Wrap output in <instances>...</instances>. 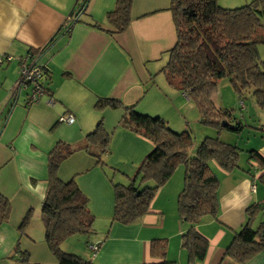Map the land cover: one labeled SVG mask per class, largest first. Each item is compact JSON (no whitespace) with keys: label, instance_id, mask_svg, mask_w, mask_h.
<instances>
[{"label":"crops","instance_id":"0c3cea01","mask_svg":"<svg viewBox=\"0 0 264 264\" xmlns=\"http://www.w3.org/2000/svg\"><path fill=\"white\" fill-rule=\"evenodd\" d=\"M116 1L0 0V59L11 57L10 61L0 63V176L7 175L0 184V193L10 200L11 213L14 211L12 201L19 194L27 196L28 200L39 198L43 203L49 152L59 141H80L95 129L101 114L107 130L114 125L107 124L108 118L116 125L113 153L105 161L119 169L122 176L135 177L154 148L149 140L117 127L123 109L99 111L95 105L100 98H115L125 106H136L143 114L154 115L151 110L158 107L154 105L155 99L142 107L148 85H156L151 65L144 64L151 61L163 45L165 36L161 35L160 28L175 32L173 21L167 16L171 14V0H134L128 29L110 34L111 25L106 19ZM252 1L219 0V3L225 8H237ZM145 39L155 42L153 50L151 42ZM37 53L41 54L37 65H45L50 74L42 80L46 89L43 97L27 105L28 91L17 89L20 70L24 59ZM259 54L264 60V46L259 48ZM33 62L32 58L28 59L29 64ZM160 89H164L163 85ZM179 93L180 98L185 96L190 100ZM22 94L24 100L20 104ZM161 110L159 108L156 114L165 118ZM68 115L74 116L73 124L60 121L62 116ZM262 127L245 141L239 168L224 172L213 164L220 181V206L216 219L207 217L198 226L210 242L204 264H237L226 251L235 232L248 221V208L264 200V186L259 183L263 171L251 164L246 154L249 150H257L264 156ZM19 168L24 177L19 176ZM59 176L65 181L76 177L90 199L95 234L92 237L82 235L87 238L89 260L97 264L152 263L158 260L150 254L152 240L167 239V260L187 264L181 239L186 226L181 224L176 209L182 190L179 180L174 184L170 179L159 190L150 214L134 225L123 226L113 222L114 189L108 173L96 160L85 153H77L61 164ZM260 216L256 224L261 221ZM6 231H9L7 223L0 226V264H10L2 259L13 253V240L5 243ZM10 232L16 240V228ZM89 243L100 244L96 256L88 247ZM29 249L33 251L30 245ZM46 264L58 263L53 259ZM248 264H264V252Z\"/></svg>","mask_w":264,"mask_h":264},{"label":"trees","instance_id":"16d2710c","mask_svg":"<svg viewBox=\"0 0 264 264\" xmlns=\"http://www.w3.org/2000/svg\"><path fill=\"white\" fill-rule=\"evenodd\" d=\"M133 1H116L115 8L107 15L110 34L128 29ZM169 11L177 40L167 51L168 60L162 70L168 85L195 104L204 126L215 128L219 135L223 131L241 134L246 127L242 117L247 95H252L257 107L264 110V60L259 54V48L264 46V0H253L237 8L222 7L219 0H171ZM223 79L231 82L237 94L239 114L236 109L221 108L215 103V89ZM95 107L99 111L123 109L117 127L149 140L154 146L138 174L129 178L128 185L110 180L115 195L113 222L131 226L150 214L159 190L183 165L184 184L177 199L179 219L186 226L181 236L182 248L187 253V264H204L210 242L198 226L207 217L216 219L220 206V181L213 164L224 172L234 171L239 168L242 149L218 137H206L192 155L195 143L188 129L177 132L165 118L143 114L136 106H125L115 98H100ZM113 135L101 120L80 141H59L48 154L47 190L41 217L45 241L58 264H97L61 249L70 237L95 234V215L76 177L67 181L60 178V166L73 155L85 153L106 173L107 168L118 173L105 161L112 153ZM246 154L249 162L263 171L259 183L264 186V156L257 150ZM148 182L153 185H147ZM10 213V200L0 193V226L7 223ZM259 215L261 221L256 224ZM247 216L248 221L235 232L226 251L237 264H248L264 252V200L251 205ZM27 220L28 217L20 223L21 235ZM94 244L100 248L98 243H89L88 247ZM19 247L20 242L12 257L17 264H43L32 262L30 254ZM167 253L168 240L153 239L150 254L158 260L141 264H175L167 260Z\"/></svg>","mask_w":264,"mask_h":264},{"label":"rangeland","instance_id":"374dc122","mask_svg":"<svg viewBox=\"0 0 264 264\" xmlns=\"http://www.w3.org/2000/svg\"><path fill=\"white\" fill-rule=\"evenodd\" d=\"M167 16L169 17L170 20L172 19V14L168 13ZM106 20L107 22H109L108 18ZM108 24H110V22ZM163 28H160L161 35L165 36L163 38V41L161 42L163 45H160L161 44L160 43L159 44L160 49L158 51V54L153 55V59L144 64V65H151L149 66V68H151L152 70V76L154 78L156 85L153 87L151 86V83L148 85L149 90L148 92H146L147 98L146 101L142 104V107L144 108L146 107V105H149L150 101H153L151 100L152 98L155 99V101L157 99L158 100L157 102L153 101L154 105H157L158 107L155 108L156 110H151L154 114L152 116H157L156 114L157 110H159L160 108L162 109L161 110L162 113L165 114L164 115L165 119L167 121L169 120L168 122H170L169 125L172 129H174L177 132H183L185 129L190 130L194 137V143H195L194 149L192 151V155H195L198 146L206 137H213V138L218 137L222 141L234 140L232 141L234 142L233 144L238 143L239 145L237 146L240 149H244L243 146L245 144V141H247V139H250L254 135V133L256 134L259 130L263 128L262 126H264V116L262 115L264 114L262 113H264V110H261L257 107L256 100L252 95H247L245 99L246 108L243 111L244 117L241 116L243 123L246 127L241 134H236V133L233 134L223 131L219 135L215 128L204 126V124L200 122V114L195 104L192 101L185 98V96L184 98L182 97L180 98L179 96H181V94L179 92H176L172 88H169V85L167 86L165 74L161 70L163 67H165L168 60L167 50L171 48V46L173 47L175 45L177 38H176V33L173 30L171 31V33H169L170 29L164 30ZM145 40L151 42L152 50H153L155 48V42L152 39L150 40L145 39ZM162 85L164 89L161 91L160 86L162 87ZM152 88L154 89L150 90ZM214 94H215L214 100L217 106L221 108L236 109L239 114L240 107H239L238 97L234 91L233 86L231 85V82L228 79H223L218 82ZM23 100H24V94H22L20 104L23 103ZM139 111L142 112L141 110ZM103 116L104 115L101 114L99 122L105 118ZM107 124H111V125L114 124L112 125L111 129L107 130L108 132L112 133L114 131V126L116 127L114 120L112 119L110 121V119L108 118ZM117 170L118 173H115L113 169L107 168L106 171L108 173L109 179L113 180L116 183L128 185L130 183L129 178L126 176H122L121 173L119 172V169ZM19 171H17L19 172V176L24 177L25 175L20 168ZM8 173L11 172L9 171ZM5 177L7 178V175L2 174L0 176V184ZM178 180L179 182L182 183V188H183V184H184L183 165H180L176 169L170 181L176 184L178 183ZM147 185L152 186L153 184L151 182H148ZM12 208L14 209V211L13 213H10L9 219L7 221V225H9V231H6L5 233V238H6L5 243L9 244L10 240H13V246H12L13 253L10 257L8 256L5 257V259H2V262L8 261V263L10 264L11 263L17 264L15 260L12 259V257L15 255V250L19 242H20V247H19L20 250L27 251L30 254V259L32 262L46 264V262L48 263L50 261H53V259L54 261H56L54 255L51 253L44 238L45 229L41 217L42 201L39 198L36 199L31 198L28 200L27 196H21V194H19L16 196L15 199H13ZM176 209L178 210V207H176ZM26 217H28V220L24 230V235H21L18 228L22 220ZM15 228H16V233L18 234L16 240L14 239L15 236L12 238V232H10ZM92 236H94V234L91 235V237ZM6 244L4 245L5 248L8 247ZM29 245L32 247L33 251L29 249ZM61 249L64 252L76 254L79 255L80 257L89 260L87 257L88 256L87 253H89L87 250V238L82 237V235H76L70 237L69 239H67L65 242L62 243ZM36 256H38V258Z\"/></svg>","mask_w":264,"mask_h":264},{"label":"built area","instance_id":"2783aa9c","mask_svg":"<svg viewBox=\"0 0 264 264\" xmlns=\"http://www.w3.org/2000/svg\"><path fill=\"white\" fill-rule=\"evenodd\" d=\"M40 53H37L36 56L27 57L26 59H24L21 65L20 79L18 81L17 89L28 91L26 100L27 105L37 103L45 94V90L42 86V80L47 76L48 69L45 65H37V62L41 55ZM29 58L33 59L34 62L32 64L28 63ZM3 60L10 61L11 57H2L0 59V63H2ZM60 121L66 122L68 124H73L75 122V118L73 115H68L62 117ZM90 248L95 253V255L100 249L97 244L90 245Z\"/></svg>","mask_w":264,"mask_h":264}]
</instances>
